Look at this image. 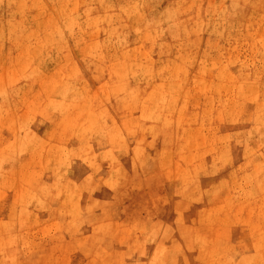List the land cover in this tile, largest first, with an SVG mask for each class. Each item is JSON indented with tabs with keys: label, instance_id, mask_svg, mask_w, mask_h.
Here are the masks:
<instances>
[{
	"label": "rangeland",
	"instance_id": "obj_1",
	"mask_svg": "<svg viewBox=\"0 0 264 264\" xmlns=\"http://www.w3.org/2000/svg\"><path fill=\"white\" fill-rule=\"evenodd\" d=\"M0 264H264V0H0Z\"/></svg>",
	"mask_w": 264,
	"mask_h": 264
}]
</instances>
